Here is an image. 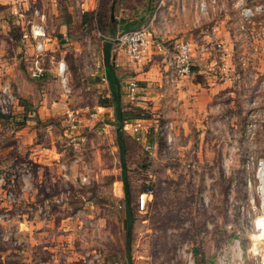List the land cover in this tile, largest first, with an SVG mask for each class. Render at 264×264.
<instances>
[{
  "label": "rangeland",
  "instance_id": "rangeland-1",
  "mask_svg": "<svg viewBox=\"0 0 264 264\" xmlns=\"http://www.w3.org/2000/svg\"><path fill=\"white\" fill-rule=\"evenodd\" d=\"M81 2H57L59 19L73 22V38L56 54L46 50L41 62L50 76L18 94L33 98L30 112L3 107L0 264H128L124 176L133 217L130 264H264V10L249 20L241 14L263 0H84L92 15H83ZM112 22L115 34L150 22L153 39L196 45L192 71L173 80L162 54H154L150 73L153 62L123 59L122 108L144 119L138 131L123 126L139 118L124 120L123 151L113 108L100 105L109 95L101 35H111ZM215 24L221 46L211 48L207 34ZM201 44L208 50L199 51ZM60 61L62 77L49 70ZM196 81L216 87L201 118L194 116ZM129 83L137 87L133 98ZM142 87L161 98L138 100Z\"/></svg>",
  "mask_w": 264,
  "mask_h": 264
},
{
  "label": "crops",
  "instance_id": "crops-1",
  "mask_svg": "<svg viewBox=\"0 0 264 264\" xmlns=\"http://www.w3.org/2000/svg\"><path fill=\"white\" fill-rule=\"evenodd\" d=\"M16 1L17 0H0V90L5 87L6 90L14 97L11 104H16L17 108H22L25 112L29 113L30 110H28L27 107L30 106V104L28 102L29 100H33V98L30 95H26L27 101L23 99L19 100L18 94L23 98L24 94H28L27 92L29 89H33L32 84L35 83V81H40L41 79L43 80L46 77H49L51 74L47 73V68L41 62L42 74L40 76H32L31 69L34 66L33 59H35L36 57V45L35 40L29 37L28 33L29 29H31V25L38 21V18L35 16L33 10L36 9L45 16V19L41 21V24L44 25V35L37 40L38 43L42 44L43 54H45L46 50H50L51 52H54L56 54V50L59 48L58 46H60V44L63 45L69 40H72L73 34L70 31V26L73 22L70 19L65 21L59 19L58 9L56 7L58 0H28L26 2H23L22 4L18 3L19 5L16 4ZM30 4L33 5V9L30 13L31 19L27 17L28 15L25 11L27 9V6H29ZM256 5H261L262 11L264 10V0L263 2H259ZM20 6H22L23 10L20 9ZM81 8L82 9L80 10L84 12V0L83 2H81ZM18 10L20 11V13L18 14V17H16L14 16L16 14H14L13 12H17ZM79 24L83 25L82 20H79ZM259 25L260 27H262L261 24ZM215 27L219 29V26H216V24ZM14 28L18 31V35L13 34L12 29ZM114 50L116 51V57L114 58V63L112 62V65L114 66L115 73L119 78V75L117 73L118 70L122 71L121 68H124L123 59H130L125 50H120L117 48ZM154 54L158 55L159 53H157L153 47H150L148 48L142 59L137 62L141 64L150 62L152 63L153 61L156 62V59L153 60L154 56H156ZM154 62L150 69L145 73H150L152 70H154V68L156 67L154 66ZM58 66L59 62L57 63V66H53L49 69L50 72L53 73L55 71V74L58 75ZM166 66L167 64H165V68ZM193 70L196 71V74L200 73L199 68ZM155 78L156 80H159V77ZM148 85H152V83H148ZM207 85L208 88L206 89L203 87V85L200 84L199 81L194 82L193 98L196 100V104L198 105L196 107L199 111L198 113H194V116L198 118L205 116V107L211 104H208V102L211 101V96L215 94L214 92L216 91V87H213L214 83H208ZM142 89H145L146 91L139 93L140 96H138L137 98L140 101L142 99H151L157 101L161 98L160 93H153L152 91L154 90L151 87H142ZM179 89H181V87ZM148 90H150L151 93L147 92ZM177 91H180L181 95V90ZM137 93L138 92H136L135 94L137 95ZM131 98H133V96ZM38 100H36V102ZM155 104L157 103L155 102ZM43 107L44 101H41L38 110V118L41 119L44 113ZM101 107L104 108L105 106L101 105ZM202 112L204 113V115ZM229 118V116H225V120ZM217 119L218 118H216L215 120Z\"/></svg>",
  "mask_w": 264,
  "mask_h": 264
},
{
  "label": "built area",
  "instance_id": "built-area-1",
  "mask_svg": "<svg viewBox=\"0 0 264 264\" xmlns=\"http://www.w3.org/2000/svg\"><path fill=\"white\" fill-rule=\"evenodd\" d=\"M262 6L256 5L253 8L243 6L241 8V14L245 20H249L256 11H261ZM35 16L38 18V21L31 25V29H29L28 36L35 40L36 45V57L33 59L34 66L32 70V76H40L42 74V66H41V57L43 55V47L41 43H38L37 40L44 35V25L41 24V21L45 19L44 14L40 13L38 10H33ZM151 25L150 22L140 26L136 29H130L126 31L118 32L114 35H101V37L110 42L111 45L117 49L125 50L129 59L131 61H139L145 55L148 48L153 47L155 51L159 54L163 55V61H166L168 58V63L170 68L167 69V78L173 80V74L177 73L178 75L184 77L187 76L192 71V58L194 57V51L196 48L195 43L191 39L180 38L176 40H167L162 41L158 39H153L150 33ZM207 34L210 38L207 44L209 47L212 46L220 47L221 42L215 37L217 33V28L213 27ZM212 35V36H211ZM259 35V34H258ZM211 43V45H210ZM208 50L207 45H200L199 51L204 52ZM168 66V64H167ZM65 63L59 62L58 66V75L60 77L63 76L65 72ZM102 80H106L105 77H101ZM63 81V78H62ZM137 92V87L134 83H129L127 89V95L132 97ZM14 97L11 93H9L6 88H2L0 90V112L5 113L3 107L11 104ZM142 120H136L135 124L125 123L124 128L132 127L134 131H138L140 127V122ZM149 148V147H148ZM144 194L140 195V203L143 204Z\"/></svg>",
  "mask_w": 264,
  "mask_h": 264
},
{
  "label": "trees",
  "instance_id": "trees-1",
  "mask_svg": "<svg viewBox=\"0 0 264 264\" xmlns=\"http://www.w3.org/2000/svg\"><path fill=\"white\" fill-rule=\"evenodd\" d=\"M94 14L93 11H85L83 12V15H92ZM82 23L84 24V19L82 20ZM130 25H127L126 28H128ZM109 32L111 36L115 34L114 29V22L109 23ZM103 29V28H102ZM101 27L99 28V31H102ZM130 30V29H127ZM126 31V30H125ZM105 44L103 47L104 51V61H105V75L108 83L109 88V96L103 97V99L100 100V105L105 107H112L114 111V124L116 127V134L118 139V146L123 151V145L121 144V127L123 125L124 120L126 119H136V118H142L140 115H131L130 113L126 112L122 108L121 103V85L118 76L115 73V68L112 65V61L110 60V48L112 47L111 43L104 40ZM129 115V116H127ZM2 112H0V117H5ZM7 117V116H6ZM121 162H122V169L125 170L124 160L123 156H121ZM123 182V190H124V196H125V203H126V212H125V219H124V230H125V253L126 258L128 260V264L130 261V245H131V236H132V222L133 217L130 209V200H129V189H128V183L127 179L122 177Z\"/></svg>",
  "mask_w": 264,
  "mask_h": 264
},
{
  "label": "bare ground",
  "instance_id": "bare-ground-1",
  "mask_svg": "<svg viewBox=\"0 0 264 264\" xmlns=\"http://www.w3.org/2000/svg\"><path fill=\"white\" fill-rule=\"evenodd\" d=\"M260 166L261 167H259V177H260V180H261V188H262V191L264 192V162H261L260 163ZM263 197V203H264V195H262ZM262 236H263V238H264V221H263V223H262Z\"/></svg>",
  "mask_w": 264,
  "mask_h": 264
}]
</instances>
